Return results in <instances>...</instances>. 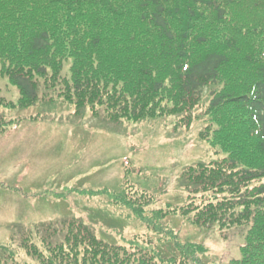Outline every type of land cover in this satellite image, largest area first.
I'll return each mask as SVG.
<instances>
[{
  "label": "trees",
  "instance_id": "obj_1",
  "mask_svg": "<svg viewBox=\"0 0 264 264\" xmlns=\"http://www.w3.org/2000/svg\"><path fill=\"white\" fill-rule=\"evenodd\" d=\"M0 66L20 95L0 97V134L18 126L4 112L35 107L45 85H61L54 94L78 115L103 110L116 124L182 116L208 98L203 137L224 155L183 173L184 207L107 191L157 248L107 242L74 218L20 228L35 264H208L206 246L164 225L173 210L195 227L242 230L230 264H264V0H0ZM14 245L0 243V264H19Z\"/></svg>",
  "mask_w": 264,
  "mask_h": 264
},
{
  "label": "rangeland",
  "instance_id": "obj_2",
  "mask_svg": "<svg viewBox=\"0 0 264 264\" xmlns=\"http://www.w3.org/2000/svg\"><path fill=\"white\" fill-rule=\"evenodd\" d=\"M68 70L69 64L64 72ZM45 87L35 107L4 112L18 128L0 134V243L10 242L14 233L19 251L14 261L35 264L19 250L20 228L82 218L107 242L130 249L128 243L138 240L149 250L157 248L161 243L155 234L106 193L124 190L129 198L146 196L152 201L149 210L188 205L180 181L183 173L224 157L218 150L215 154L203 137L211 126L208 98L182 116L116 124L105 120L103 110H97L98 117L90 108L78 115L74 105L54 94L61 85ZM0 97L12 103L20 98L18 89L1 74ZM97 192L101 195L90 196ZM175 211L164 225L182 241L206 246L208 264H229L240 257L242 230L195 227Z\"/></svg>",
  "mask_w": 264,
  "mask_h": 264
}]
</instances>
